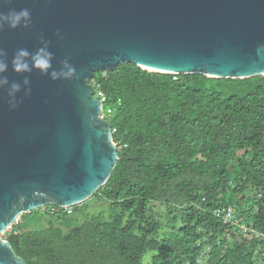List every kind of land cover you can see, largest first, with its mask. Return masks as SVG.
I'll use <instances>...</instances> for the list:
<instances>
[{"label": "trees", "instance_id": "obj_1", "mask_svg": "<svg viewBox=\"0 0 264 264\" xmlns=\"http://www.w3.org/2000/svg\"><path fill=\"white\" fill-rule=\"evenodd\" d=\"M90 84L113 111L119 159L94 196L113 214L74 226L60 208L23 215L6 233L17 256L25 264H264V76L123 64ZM229 206L247 233L214 215Z\"/></svg>", "mask_w": 264, "mask_h": 264}, {"label": "water", "instance_id": "obj_2", "mask_svg": "<svg viewBox=\"0 0 264 264\" xmlns=\"http://www.w3.org/2000/svg\"><path fill=\"white\" fill-rule=\"evenodd\" d=\"M24 8L30 28L0 29L4 75L31 80L15 110L0 89V264H25L2 237L23 215L86 203L117 167L113 127L90 84L95 73L134 64L176 76H264V0H0V14ZM41 37L56 70L64 59L75 67L73 79L13 71L15 51L34 52Z\"/></svg>", "mask_w": 264, "mask_h": 264}, {"label": "clouds", "instance_id": "obj_3", "mask_svg": "<svg viewBox=\"0 0 264 264\" xmlns=\"http://www.w3.org/2000/svg\"><path fill=\"white\" fill-rule=\"evenodd\" d=\"M5 26L11 29L18 27L30 28L32 26L31 12L24 8L19 11L15 9L9 10L7 13L0 14V29ZM57 36L61 33L57 31ZM40 47L34 52L27 48H19L12 57V69L17 74H31L34 70L42 75L48 76L52 81L71 80L76 76L75 67L64 59L60 62L61 67L56 70L53 67L54 54L50 51V41L41 37ZM8 71L7 53L0 50V89L6 92L7 104L9 110H15L19 104L18 94L24 91L25 95L31 94V80L25 76L22 82L10 81L4 73Z\"/></svg>", "mask_w": 264, "mask_h": 264}, {"label": "rangeland", "instance_id": "obj_4", "mask_svg": "<svg viewBox=\"0 0 264 264\" xmlns=\"http://www.w3.org/2000/svg\"><path fill=\"white\" fill-rule=\"evenodd\" d=\"M107 110H112L108 106H106ZM107 114V119L112 116L113 111L111 114H109L106 111ZM84 205V211H76L75 213L73 212L72 218H71V223L72 225H80L86 220L92 218L93 216L101 215L103 216L104 219H109L110 216L113 214V207L111 206V203L107 201L106 199L100 198V197H93L86 203L82 204ZM21 222V218L19 219L18 223ZM16 223V225L18 224ZM13 230V227L10 228L6 233H9ZM2 235L4 239H6L7 234ZM152 255L147 259V263L150 262Z\"/></svg>", "mask_w": 264, "mask_h": 264}, {"label": "built area", "instance_id": "obj_5", "mask_svg": "<svg viewBox=\"0 0 264 264\" xmlns=\"http://www.w3.org/2000/svg\"><path fill=\"white\" fill-rule=\"evenodd\" d=\"M94 96H95L96 99L100 100L103 103V111H102L101 117L104 118V119H106V120H108L107 119L106 111L109 114H111L112 113V110H106L107 98L105 97V95L103 94V92H101L100 90L95 91ZM115 132H116V130L113 129V134ZM50 207H51V210H49L50 213L56 212V208L57 207H53V206H50ZM43 209H44L43 210L44 212H47L48 211L45 208H43ZM63 210L67 214H72L73 213L72 208H65ZM214 215L217 218L221 219L225 225H229V226H232L234 228H237L241 233H247L249 231V228L246 227L242 223V219H240L238 217V215L236 214V209L233 206H229V207H225L223 209L216 210L214 212Z\"/></svg>", "mask_w": 264, "mask_h": 264}]
</instances>
